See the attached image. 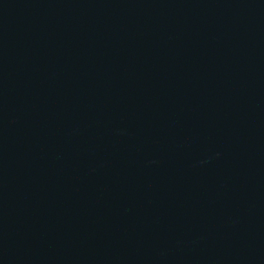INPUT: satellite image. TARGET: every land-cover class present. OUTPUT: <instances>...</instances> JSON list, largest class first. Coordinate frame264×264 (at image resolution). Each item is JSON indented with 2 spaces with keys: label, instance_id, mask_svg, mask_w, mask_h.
<instances>
[{
  "label": "water",
  "instance_id": "obj_1",
  "mask_svg": "<svg viewBox=\"0 0 264 264\" xmlns=\"http://www.w3.org/2000/svg\"><path fill=\"white\" fill-rule=\"evenodd\" d=\"M0 264H264V0H0Z\"/></svg>",
  "mask_w": 264,
  "mask_h": 264
}]
</instances>
